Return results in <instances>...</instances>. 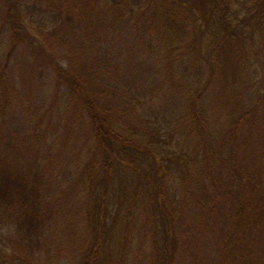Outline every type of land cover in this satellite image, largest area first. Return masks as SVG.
I'll use <instances>...</instances> for the list:
<instances>
[{
	"label": "rangeland",
	"instance_id": "obj_1",
	"mask_svg": "<svg viewBox=\"0 0 264 264\" xmlns=\"http://www.w3.org/2000/svg\"><path fill=\"white\" fill-rule=\"evenodd\" d=\"M14 1L28 39L16 48L7 16V10L14 9L11 5ZM182 1L199 6L203 16L199 30L194 31L197 51L175 63L171 77L166 72L154 29L146 30L143 23L140 27L135 18L125 20L113 30L118 21L114 23L112 0H0V168L39 175L46 181L41 186L46 196L55 195L50 197L54 209L44 227L46 232L38 240L39 249L27 258L31 252L18 244L17 227L0 208V264H76L87 250L86 244L83 245L89 233L85 219L89 199L85 172L95 147L89 136L87 113L76 99L70 98L69 88L59 80L52 66L55 61L74 60L82 67L88 65L99 83L107 82L110 90H118L123 104L132 105L131 111L137 118L133 117L140 125L164 134L167 148L171 149L180 140L183 147L193 150L199 139L189 134L187 123L178 121L186 111V98L177 90V81L192 85L200 80L203 87L206 85L211 68L208 62L211 25L215 18H220L214 14L218 6L220 14L232 21L238 41L245 48L240 60L243 78L237 82L218 71L208 84L201 105L214 136L227 129L236 100L241 97L247 105L254 106L253 145L258 151L264 150V33L259 30L257 19L248 18L252 3ZM69 3L79 6L71 16L63 10ZM183 136L189 139L188 143ZM129 178L124 166L111 176L107 247L115 242L118 232L117 196L122 190H117ZM168 184L170 193L180 196L179 179L170 174ZM150 227L152 223L138 211L126 264L155 261L154 226L153 232ZM191 252L189 246L184 247L181 264H190Z\"/></svg>",
	"mask_w": 264,
	"mask_h": 264
},
{
	"label": "trees",
	"instance_id": "obj_2",
	"mask_svg": "<svg viewBox=\"0 0 264 264\" xmlns=\"http://www.w3.org/2000/svg\"><path fill=\"white\" fill-rule=\"evenodd\" d=\"M248 1L252 3L248 18L257 19L264 33V0ZM11 5L14 9L9 8L7 16L16 48L28 39L18 4L14 1ZM65 7L69 16L79 10L74 3ZM112 8L114 23L118 21L113 30L136 18V24L157 32L168 76L172 77L175 63L197 49L194 31L199 30L203 16L199 6L182 0H112ZM214 14L220 18L211 25V68L206 85L200 80L192 85L177 81L176 87L186 98V111L178 121L187 123L189 134L199 139L193 150L183 147L180 140L167 148L164 134L140 125L132 105L123 104L118 90H110L107 82L99 83L88 65L82 67L74 60L52 63L59 80L69 88L70 98L87 113L95 147L85 172L89 233L83 245L87 250L76 264H126L138 211L152 223V232L154 226L152 251L156 259L152 264H181L186 246L192 250L190 264H264V150L253 145L255 107L240 97L230 112L227 129L214 136L201 105L218 71L237 82L243 78L240 60L245 48L228 16L223 17L218 6ZM184 140L188 143L189 139ZM121 166L130 178L117 188L122 190L117 196L118 232L115 242L107 247L108 186L112 173ZM170 174L179 179L180 196L169 191ZM45 184L39 175L0 168V208L14 221L18 244L31 252L26 258L39 249L38 240L53 213L50 197L55 195L46 196L41 189Z\"/></svg>",
	"mask_w": 264,
	"mask_h": 264
}]
</instances>
